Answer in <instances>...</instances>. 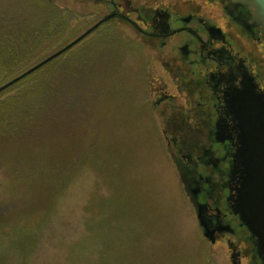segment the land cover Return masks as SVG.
Listing matches in <instances>:
<instances>
[{
  "label": "rangeland",
  "instance_id": "obj_1",
  "mask_svg": "<svg viewBox=\"0 0 264 264\" xmlns=\"http://www.w3.org/2000/svg\"><path fill=\"white\" fill-rule=\"evenodd\" d=\"M42 1L45 17L54 7L65 12L64 17L69 12L76 16L70 21L75 36L65 47L92 27L94 15L102 11L91 1ZM0 5L19 8L14 0H0ZM109 31L128 33L123 26ZM108 36L119 42H113L111 49L112 40L104 41L107 49L96 61L95 87L100 81L109 95L115 90L108 120L137 122L134 141L121 144L115 156L120 159L118 150H126L124 159L110 160L107 168L87 162L79 174L63 183L61 191L49 196L53 198L47 209L33 213L20 212L14 201L40 183L17 180L11 170L21 158H16V151L8 154V162L0 165V264H229L223 248L211 249L202 238L190 195L169 150L170 145L175 151L173 137L165 135L167 126L151 84L155 93L184 95L135 35L90 36L74 51ZM114 65L123 74L106 71ZM117 102L122 105L121 114L112 112Z\"/></svg>",
  "mask_w": 264,
  "mask_h": 264
},
{
  "label": "flooded vegetation",
  "instance_id": "obj_2",
  "mask_svg": "<svg viewBox=\"0 0 264 264\" xmlns=\"http://www.w3.org/2000/svg\"><path fill=\"white\" fill-rule=\"evenodd\" d=\"M82 1L102 9L85 33L111 18L90 35H135L184 95L155 93L151 84L152 95L158 96L156 105L162 109V123L167 126L165 135L173 137L175 151L170 145L169 150L190 195L203 240L211 249L223 248L229 264H263L253 235L231 208L234 200L228 183L235 143H221L217 138L220 123V140L232 131L229 92L242 91L243 83L252 81L264 95V38L252 12L233 9L221 0ZM120 26L128 33L109 31ZM200 206L215 234L213 241L200 227Z\"/></svg>",
  "mask_w": 264,
  "mask_h": 264
},
{
  "label": "trees",
  "instance_id": "obj_3",
  "mask_svg": "<svg viewBox=\"0 0 264 264\" xmlns=\"http://www.w3.org/2000/svg\"><path fill=\"white\" fill-rule=\"evenodd\" d=\"M45 5L42 0H14L17 10L0 5V87L74 38L70 23L74 13L64 17L65 12L54 7L45 17ZM108 40H112L111 49L113 42H119L111 36L89 41L0 95V165L16 151L21 159L11 173L17 180L40 183L14 201L20 212L47 209L53 198L49 196L61 191L63 183L79 174L87 162L107 168L110 160L124 159L126 150H118L120 159L115 156L118 148L133 143L137 122L108 120L115 90L109 95L100 81L95 87L96 61ZM105 69L123 74L115 65ZM121 106L117 102L112 112L121 114Z\"/></svg>",
  "mask_w": 264,
  "mask_h": 264
},
{
  "label": "water",
  "instance_id": "obj_4",
  "mask_svg": "<svg viewBox=\"0 0 264 264\" xmlns=\"http://www.w3.org/2000/svg\"><path fill=\"white\" fill-rule=\"evenodd\" d=\"M236 9L243 7L253 14L255 25L261 30L264 38V0H221ZM107 18L98 25L78 37L65 48L47 57L38 65L0 87V95L25 79L34 75L47 65L70 52L97 30L107 23ZM229 99L228 112L232 119V131L227 137L221 138V123L217 138L219 142L235 143L234 165L230 171L228 188L234 204L232 212L238 216L243 225L253 235L259 251V257L264 264V95L260 94L252 81L243 83V90L234 89L227 94ZM197 209V217L204 236L212 240L215 234L210 232L208 217Z\"/></svg>",
  "mask_w": 264,
  "mask_h": 264
}]
</instances>
